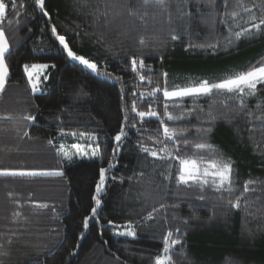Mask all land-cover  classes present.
<instances>
[{
	"label": "trees",
	"instance_id": "trees-1",
	"mask_svg": "<svg viewBox=\"0 0 264 264\" xmlns=\"http://www.w3.org/2000/svg\"><path fill=\"white\" fill-rule=\"evenodd\" d=\"M5 3L9 7L0 26L10 51L9 75L0 93V171L63 175H0V264H154L156 256L164 255L170 231L169 241L179 242L169 252L173 264H264V85H257L255 96L244 97L243 108L233 94L217 91L168 101L169 112L181 119L165 122L186 130L178 148L172 141L168 147L180 157L211 160L222 153L231 158L232 193L217 191L211 183L178 185L177 160L140 151L141 145L163 147L157 143L162 138L159 122L141 126L131 112L135 100L138 111H148L151 104L163 117V103L139 96L163 86V73L171 90L264 62V32L227 43L229 29L248 27L251 14L264 15V0H242L244 7L257 5L251 14L237 0H168L166 7L118 0L107 17L96 13L97 8L106 10V0H44V10L34 0H17L15 10L10 0ZM232 11L239 15H225ZM53 25L73 51L97 63V71L67 57L51 32ZM133 58L144 61L145 69L138 72L151 77L150 82L139 80L131 68ZM25 64L50 66L41 74L39 91L31 90ZM157 100H163L161 93ZM29 115L35 120L24 119ZM125 115L130 119L125 121ZM133 123L136 128L130 127ZM121 124L127 135L117 144ZM90 134L98 140H89ZM96 143L100 152L92 156L88 145ZM196 143L212 145L217 152L197 150ZM75 145L89 155L69 161L58 154L61 149L75 153ZM100 168L108 169L98 197L101 205L85 229ZM246 181L255 183L241 196ZM237 197L240 206L234 207ZM153 208L157 211L147 219ZM130 221L135 237L117 235Z\"/></svg>",
	"mask_w": 264,
	"mask_h": 264
},
{
	"label": "snow or ice",
	"instance_id": "snow-or-ice-1",
	"mask_svg": "<svg viewBox=\"0 0 264 264\" xmlns=\"http://www.w3.org/2000/svg\"><path fill=\"white\" fill-rule=\"evenodd\" d=\"M35 5H37L41 10H44V0H34ZM210 4H214V0H209ZM225 3L227 4V0H225ZM144 5L148 4H155L160 7H166L168 4V0H143ZM118 5V0H106V3L104 5L105 11L101 12L99 11V8H97L96 13L100 16L107 17L108 10L116 8ZM237 5L242 8V10L245 13H252L253 9L257 7V5L253 4L252 7H244L242 0H237ZM10 6L13 10L17 9V0H10ZM9 5L5 3V0H0V25L5 21L6 19V12ZM262 11H264V5L260 6ZM19 14L18 12L16 13ZM118 14V13H114ZM44 15H48V13L45 11ZM129 15H135V13L131 10H129ZM225 15L231 16L233 18L237 17L239 15L238 12L232 11L230 13L226 12ZM11 23V21H9ZM249 26L241 28L239 31L232 32L231 29H229L231 36L227 39V43L231 45L233 43V37L236 40H239L241 37L246 38H252L256 35H259L261 32H264V15H261L259 18L251 14L249 16ZM51 32L53 35L56 36V39L59 41V44L63 46V49L66 52L67 57L71 58L72 60L78 61L82 65L86 66L88 69H91L92 71H97L98 65L96 62L85 58L82 55H78L75 51L72 50V48L69 46V44L66 42V38L63 35L57 34L56 26L53 25L51 28ZM178 37L172 36V39L175 40ZM141 44H144L145 41L143 38L140 40ZM214 47V46H211ZM10 51V44L8 37L6 35V30L3 26H0V93H3L5 91L6 87V81L9 75V69L8 64L6 62V54ZM50 66L47 64H32L23 65V71L27 76L28 83L31 86V90L33 92L39 91L38 83H39V74L42 73L44 69L49 68ZM51 67H55V65H51ZM146 65L144 64V61L140 59L139 61L136 58H133L131 60V68L134 72H137L138 78L140 81H145L146 79L150 82L151 77H145L143 74H140L138 72V69H145ZM102 75H107V73H100ZM167 73H163V76L165 77L164 85L160 86L157 85V87L153 88L151 91L148 92H141L139 94L140 98L142 100H152L153 103H163V117L160 115L159 112H157L155 109L152 108L151 104L149 105L148 111H138L137 102L133 100L131 105V112L135 113V115L139 118V123L141 126H143L145 121H151V120H157L162 128L161 132V139L157 140V143H160L163 145V147H160L158 150H150L148 147H145L141 145L140 151L147 153L153 158L159 159V160H169L174 159L177 160L179 163L178 171L176 173V183L178 185H188L190 182L194 185H198L200 187H203L205 185H208L211 183V185L217 190V191H227L229 193H232L234 191L233 188V174H234V164L231 158H226L223 156V154L215 155L217 150L213 148L212 145L205 144V143H196L194 145L195 149L202 150L207 149L210 152H212L215 155L214 159L211 160H205L202 157H180L179 155L174 154V152L168 147L167 141L173 142V147L178 148V145L180 143V137L185 135L186 130H177L175 128H170L168 123L165 122V118L167 121H174L181 119V116H174L171 112H169V103L168 101L173 100L174 98H183V97H199V96H210L214 93V91L217 92H227L234 95V97L238 100V106L243 108L244 107V97L245 96H255L257 93V85H264V62H260L259 65H250L247 69L238 71L232 74H229L225 76L224 78L218 79L216 81H212L209 79H201L198 82L194 84H190L185 87L176 86L172 88L171 90L167 86ZM35 76V78H34ZM47 76H44V79H47ZM161 93L163 100L159 101L157 100V94ZM135 95V93H134ZM191 112V110H188ZM211 115V113L209 114ZM248 115H252V113H248ZM261 119H264V116L260 117ZM24 119L28 121H34L35 117L33 116H27ZM125 121L129 120L130 117L128 115H125L124 117ZM212 119H215V117H212ZM131 128H136V123H133L130 125ZM138 131L141 129H137ZM205 131H211V129H207ZM63 134V133H62ZM72 135H76V133H71ZM27 135V133H25ZM83 136L84 134H80ZM127 135L125 131V124H121L120 130L117 132V134L114 137V140L119 144V142L122 141V138H124ZM88 139L91 141L98 140V137L96 134H90L88 136ZM49 144L52 142L49 141ZM183 143L185 145H188L190 142L187 140H183ZM77 151L75 153H69L65 152L62 149L58 153L59 155H62L63 157L67 158L69 161L72 160L74 155H89L87 151L81 146V145H75L74 146ZM88 148H91V155L92 156H98L100 152V145L99 143H96L93 147L92 144L88 145ZM119 151V148H114L113 153ZM113 164H109V168L113 167ZM108 169L106 168H100L99 169V180L96 183L95 186V192L96 195L93 196V200L95 201V206L91 208V215L85 216L83 219V227L85 229L88 228L89 222L91 219L95 218L97 215V210L101 205V200L98 198L99 194L103 190L105 186V180H106V172ZM0 175L4 176H44V175H57L62 176L63 172L61 171H55V172H46V171H0ZM167 178V177H166ZM211 178V181L210 179ZM255 183V181H246L243 185V192H241V196L244 195V193L250 191V185ZM203 199V197H201ZM229 203H233L232 201H229ZM234 207L240 206V197H237L235 203L233 204ZM39 207H47L46 204H40ZM161 208L164 207L163 204L160 205ZM157 209L153 208L151 212L147 214V219L153 218V212H156ZM14 215L18 216L19 213H15ZM109 223H112L109 221ZM117 235H127L131 237H135L136 232L134 229H132L131 221L128 224V227L125 231H117ZM84 233L81 232L80 236L83 237ZM172 236V232L170 231L166 237H164V243L162 251L164 253L163 256H156L154 258V264H173V257L169 255L170 250L174 245H177L179 242L176 240L169 241V238Z\"/></svg>",
	"mask_w": 264,
	"mask_h": 264
},
{
	"label": "rangeland",
	"instance_id": "rangeland-1",
	"mask_svg": "<svg viewBox=\"0 0 264 264\" xmlns=\"http://www.w3.org/2000/svg\"><path fill=\"white\" fill-rule=\"evenodd\" d=\"M85 67H86V66H85ZM42 72H43V71H42ZM41 74H42V73L39 74V80H40ZM34 78H35V76H34ZM38 84H39V83H38Z\"/></svg>",
	"mask_w": 264,
	"mask_h": 264
}]
</instances>
